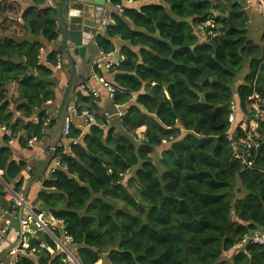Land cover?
Listing matches in <instances>:
<instances>
[{
    "label": "trees",
    "instance_id": "trees-1",
    "mask_svg": "<svg viewBox=\"0 0 264 264\" xmlns=\"http://www.w3.org/2000/svg\"><path fill=\"white\" fill-rule=\"evenodd\" d=\"M242 3L162 0L112 15L107 37L96 44L108 56L117 51L113 41L121 42L123 60L108 72L116 89L112 104L126 109L109 123L98 99L81 88L89 82H74L68 96L76 116L87 111L96 123L84 133L71 117L67 140L76 144L63 140L49 151L38 178L37 199L45 210L33 212L62 226L50 232L42 225L46 233L29 241L33 257H21L20 264H73L57 249L63 233L72 238L79 264H264V247H239L246 236L264 233V122L252 169L233 158L226 139L230 104L246 114L254 92L264 98V46L249 39ZM20 13L16 0L0 2V171L17 195L25 193L18 179L29 166L14 159L8 142L30 149L31 139L35 146L48 139L53 117L47 104L57 99L58 57L60 71L70 75L60 49L53 48L46 63L38 59L57 40L56 12ZM207 20L216 29L204 41L196 26ZM246 61L249 73L235 89ZM102 71L94 68L103 79ZM161 147L156 164L153 156ZM56 160L61 168L51 173ZM30 172L33 178L38 168ZM5 190L0 182V195ZM10 251L0 254V264Z\"/></svg>",
    "mask_w": 264,
    "mask_h": 264
},
{
    "label": "water",
    "instance_id": "water-1",
    "mask_svg": "<svg viewBox=\"0 0 264 264\" xmlns=\"http://www.w3.org/2000/svg\"><path fill=\"white\" fill-rule=\"evenodd\" d=\"M114 1L115 0H44V4L38 6L32 1L24 4L20 0H16L21 6L20 16L28 8H36L41 11L52 9L56 12L59 34L55 46L60 49L70 67L67 96L70 94L71 88L77 77L82 76L84 69L91 68L93 62L100 59V54H98L96 59L93 40L99 37H107L106 22L113 14L119 13ZM119 56V54H115L114 63L120 59ZM105 65L106 63L103 60L100 61L101 70H104ZM206 81H208V78ZM200 86L203 87V84ZM203 101L204 95L201 97V103H203ZM73 108L74 107L70 109L67 108V115L64 118L59 120L52 119L50 121L47 132L56 128L59 122V131L53 142L51 152L61 146V142L64 140L62 130ZM22 174L19 176L18 180L22 179ZM3 185L6 189L10 188L12 190L11 187L6 186L4 183ZM12 194L11 201L4 200L5 193L0 195V211L4 213L3 220L9 222L7 240L4 245L0 246L1 255L7 252L10 247L16 246L17 241L23 239L25 235L36 233L39 230L37 225L26 227L24 230L21 229V223L25 214H27V212H32V209L37 206L39 200L36 199L34 203H30L29 205L27 203L26 194L21 193L22 198L20 194L17 195L13 191ZM40 210L44 211L45 208L41 206ZM64 249L65 248L61 246L60 250L67 255L68 259L73 264H79L75 257L70 253L64 252Z\"/></svg>",
    "mask_w": 264,
    "mask_h": 264
},
{
    "label": "built area",
    "instance_id": "built-area-1",
    "mask_svg": "<svg viewBox=\"0 0 264 264\" xmlns=\"http://www.w3.org/2000/svg\"><path fill=\"white\" fill-rule=\"evenodd\" d=\"M138 0H118V3L116 7L119 10L118 14H121L125 8H131L134 5H136ZM243 4L246 6L252 5L255 3L258 7H260L261 12L264 14V0H242ZM107 23V27L109 25L113 24V21L110 23ZM215 25L212 20H207L206 22L199 24L196 26V33L199 35H202L206 38H213L215 35ZM46 50L41 49L40 54H39V61L46 63V61L43 60L42 54L45 53ZM50 54V52H49ZM48 54V55H49ZM113 54L104 56L102 52H100V59H97L93 62L92 66L99 67L100 68V61L105 60H110L112 59ZM123 60V58L121 59ZM107 61V62H108ZM116 63V62H115ZM114 62L112 64H115ZM109 67L110 64L105 65V67ZM112 66V65H111ZM110 66V67H111ZM55 69L57 71H60L62 69V58L58 57L57 58V64L55 66ZM105 69V68H104ZM98 83L101 85V87L107 91L109 97L111 100H113L114 95L116 93V89L112 86L111 83L106 81L105 79L98 78ZM82 90L86 92L88 95L93 96L96 99L100 98L99 92L94 89L89 83H86L82 85ZM71 114H74L76 116L75 111L71 112ZM71 114L69 116H71ZM68 119L65 122L64 128L62 130L64 140L67 141L69 145H75L76 142L69 139V134H70V129H71V121ZM106 117H109V115H105ZM83 120V123L85 126H90L91 124L96 123L95 118L93 115L88 113L87 111H84L81 116ZM34 123L38 122L37 118L33 119ZM264 122V98H262L260 95H258L256 92L252 94V96L249 98V107L248 111L246 114H241L237 110V106L235 102L233 101L230 104V113L228 117V123H229V129L226 134V139L227 142L230 145L231 151H232V156L235 160L239 161L242 166H244L247 169H252L253 168V161L251 160L252 157L256 156V152L260 148L261 145V135H260V127L261 124ZM48 124H45L47 127ZM1 132L4 133L6 132L5 128L1 129ZM14 141L10 140L8 142V146L12 147ZM36 144V139H31L28 141L27 146L30 149H33ZM61 168V164L59 160L55 161V165L53 168L50 170L51 173H53L55 170ZM2 172L0 171V180L2 181ZM8 193L12 194V190L6 189ZM22 198V195H20ZM21 205V204H20ZM0 219L3 220L1 217ZM5 225L0 227V246L4 245L6 240H7V231L9 229V222L3 220ZM50 231L52 227L55 226H62L61 221H55L52 220L51 224H47L42 215H36L33 211L32 212H27L25 214L23 221L21 223V229L24 230L26 227H33V225L38 226V232L39 231H44L46 233V228ZM33 233V234H27L24 236L23 239L17 241L16 246L10 247V263L9 264H20L19 260L21 257H33L35 250H32L30 253L28 252L29 248V238L35 237V235L38 233ZM51 232V231H50ZM48 234V233H47ZM65 239L70 240L71 237L67 236L65 233ZM248 244H253V245H259L264 247V233H255L250 236H246L239 244V247H243ZM41 249H46V246L44 244H40Z\"/></svg>",
    "mask_w": 264,
    "mask_h": 264
},
{
    "label": "crops",
    "instance_id": "crops-1",
    "mask_svg": "<svg viewBox=\"0 0 264 264\" xmlns=\"http://www.w3.org/2000/svg\"><path fill=\"white\" fill-rule=\"evenodd\" d=\"M2 0H0L1 2ZM151 3L149 0H143L139 1L137 5L135 6L136 9H139L140 7ZM243 4V3H242ZM243 11L246 14V17L248 19V36L249 39L258 46L263 47L264 46V14L261 12L260 7H258L255 3L252 5L246 6L243 4ZM1 18V17H0ZM109 21H113L112 18H110L106 23H109ZM110 22V23H111ZM254 33L255 36L252 34ZM203 40V39H201ZM114 44L117 46V51L115 54H119V49L121 46V42L118 40L113 41ZM93 45L95 47V56L96 59L98 57V54H100L99 48L96 44V39L93 40ZM53 48H57L55 45L54 46H48L47 49H45V53L42 54V58L44 61H46L48 54L50 51L53 50ZM59 49V48H58ZM115 54H113L112 59L105 60L106 65L110 64L111 65H117L120 61H122L121 57L118 61H116L115 64L113 63V60L115 59ZM120 55V54H119ZM65 63L68 64V61L64 58ZM108 61V62H107ZM69 65V64H68ZM109 67H105V69L102 71V77L106 81L112 84V76L109 74ZM55 71V81L58 83V86L56 88V102L51 104L48 103L47 107L51 109V114H52V119L59 120L64 118L67 115V108L70 109L74 107L75 105V100L73 98H70L67 96L68 89H69V80H70V75L67 74L64 71H57L54 68ZM249 73V61H246L242 71L238 74L237 81L235 84V89H237L239 86L243 85L244 80L246 76ZM98 78L94 73V67L91 66V68L84 69L82 72L81 77H77L78 83L82 82H89V84L96 89L99 92L100 98L98 99L99 103V112L100 114H103L104 116L107 114L109 115V118L107 121L110 122H116V120L124 113L125 109L124 107H114L112 104V100L110 99L108 93L106 90H104L101 85L98 83ZM13 94L16 92V87L12 88ZM75 109V108H73ZM73 117V124L78 128L81 129L84 133L88 131V127L85 126L83 123V120L81 117L74 116V114H71L69 118ZM51 119V120H52ZM57 127L48 132V139L44 142H40L39 145L35 146L33 149H22L19 144L16 142L13 143L12 145V150L14 153V159L16 161H25L29 168L22 174V180H23V188L22 191H25L24 194L27 196V203L30 205V203H34L35 200L37 199L38 193L42 189V179L39 180V173H41L44 163L46 162L47 158L49 157V151L52 149L53 142L55 140V137L59 131V122L57 123ZM143 130L142 132H144ZM38 168V174H36L33 178H31V170H35ZM47 178V176H45ZM6 193L4 195V200L6 201H11L12 196L10 193H8L6 190ZM23 193V192H21ZM20 193V195H21ZM41 205L40 203L37 204L35 208L40 209ZM35 208L32 209V211L35 210ZM4 213L0 211V218H4ZM38 216V215H37ZM40 216V215H39ZM48 219L47 224H51L52 219L48 215L46 216ZM5 223L2 219H0V227L4 226ZM43 225V223H41ZM36 236V235H35ZM30 241V240H29ZM62 246L64 248L65 245L62 242ZM7 263H10V259L7 261Z\"/></svg>",
    "mask_w": 264,
    "mask_h": 264
},
{
    "label": "rangeland",
    "instance_id": "rangeland-1",
    "mask_svg": "<svg viewBox=\"0 0 264 264\" xmlns=\"http://www.w3.org/2000/svg\"><path fill=\"white\" fill-rule=\"evenodd\" d=\"M151 3H160V4H162V0H155V1H151ZM150 3V4H151ZM199 35V34H198ZM253 36H255L254 35V33L252 34ZM199 38L200 39H203L204 41H206L207 40V38L206 37H204V36H202V35H199ZM12 93V95L14 96V97H16L17 96V93L15 92L14 94H13V92H11ZM143 130H145V128H142V129H140L138 132H137V135H138V138L139 139H142L143 138V133L144 132H142ZM170 145H165V146H163V147H169ZM161 153H162V147L160 148V149H158V152L153 156V159H154V162L157 164L158 163V161H159V159H160V155H161ZM0 182L3 184V182L0 180ZM53 235V234H52ZM63 236L61 237V241L64 243V245H65V247H66V249L69 251V253L70 254H72L73 255V252H72V250H71V246H70V244L73 242V240H72V238L70 239V240H68V239H65V235H64V233L62 234ZM30 240L32 239V238H29ZM57 241H59L58 239H57ZM57 243V242H56ZM58 245V244H57ZM60 246L58 245L57 246V249H59L60 250V248H59ZM61 251V250H60ZM63 253V252H62ZM64 254V253H63ZM74 256V255H73ZM231 256V254H228L226 257H230ZM10 259V255L9 256H7V259H6V261L4 260V262H3V264H8L7 263V261ZM70 261V260H69ZM71 262V261H70ZM72 263V262H71Z\"/></svg>",
    "mask_w": 264,
    "mask_h": 264
}]
</instances>
